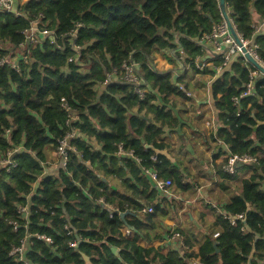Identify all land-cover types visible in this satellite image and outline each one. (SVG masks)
<instances>
[{
	"label": "trees",
	"instance_id": "trees-1",
	"mask_svg": "<svg viewBox=\"0 0 264 264\" xmlns=\"http://www.w3.org/2000/svg\"><path fill=\"white\" fill-rule=\"evenodd\" d=\"M225 7L264 61V31H256V22L264 20V0H225ZM222 20L219 0H25L0 11V59L16 56V67L0 64V159L12 152L16 163L0 168V264H191L194 257L203 264H264V75L253 77V94L240 97L254 70L241 56L214 79L211 95L221 125L217 134L229 152L258 158L257 164L243 165L250 173L226 212H243L245 219L232 224L212 207L218 236L204 234L197 253L181 254L175 246L163 253L162 246L138 241L162 238L157 228L168 214L154 204L153 212L139 216L146 206L140 195L153 194L145 193L150 181L143 168H154L176 188L184 186L177 166L154 149L168 148L164 128L179 125L176 102L188 97L179 89L182 76L160 71L154 56L165 54L195 73L216 72L220 57L202 69L195 59L203 54L201 36ZM33 24L51 30L54 42L39 37L25 45V31ZM125 62L135 64L140 86L147 89L144 98L119 78ZM75 128L65 166L57 175L45 173L51 150ZM119 144L134 156L118 154ZM220 165L221 185L237 179ZM19 205L27 206V218ZM124 226L133 234H123ZM172 232L183 234L191 247L183 229ZM22 240L26 249L19 261L9 251Z\"/></svg>",
	"mask_w": 264,
	"mask_h": 264
},
{
	"label": "crops",
	"instance_id": "crops-1",
	"mask_svg": "<svg viewBox=\"0 0 264 264\" xmlns=\"http://www.w3.org/2000/svg\"><path fill=\"white\" fill-rule=\"evenodd\" d=\"M24 1L13 0V9ZM256 24V31L263 32L264 20L258 21ZM236 57L234 56L231 61ZM203 59L206 61L207 67H212V62H207V60L213 59V57L205 53ZM231 61L225 67H229ZM154 62L160 71L170 70L176 76H182L186 83L185 88L192 94L191 97L176 102L175 112L180 113L179 125L174 130L165 127L162 134L168 144V148L163 150L169 153V157H166L177 166V170L183 176L184 186L176 188L172 183L171 187L166 190L153 188L152 180L143 173L150 181L147 180L149 187L145 193L150 194V191L153 190V194L152 197L140 195V203L143 205L159 204L160 208L168 209V214L161 217L157 228V230L163 231L166 236L163 235L162 238L153 240L140 237L138 241L144 246H162V252L167 253L169 246L178 247V245L176 244L177 239L171 238V235L167 237L166 232L171 234L175 228H181L188 234L192 244L190 248L188 247V251L197 253L198 241L202 239L203 235L211 234L212 236L215 233L213 226L215 214L211 208L217 206L223 210L222 212H230L232 206L230 198L234 190L236 191L240 187L241 179L247 177L250 171L243 166L244 164H240L234 173L237 179L226 185H221L222 178L218 172V166L230 152L217 134V129L221 125L211 95V84L225 68L221 70L216 68L214 73H195L188 66L183 68L178 65L179 63L175 67H171L172 63L162 53L155 54ZM184 83H182L183 86ZM90 143L96 147L100 146L93 138L90 139ZM54 154L50 155L53 156V159L48 162L45 173L57 175L61 168V161L59 157H54ZM132 181L135 182V180ZM137 187L140 191L144 189L141 184H138ZM147 213L150 212L141 210L138 214L144 216ZM177 249L181 254L183 253L180 247Z\"/></svg>",
	"mask_w": 264,
	"mask_h": 264
},
{
	"label": "built area",
	"instance_id": "built-area-1",
	"mask_svg": "<svg viewBox=\"0 0 264 264\" xmlns=\"http://www.w3.org/2000/svg\"><path fill=\"white\" fill-rule=\"evenodd\" d=\"M220 7V6H219ZM13 10V0H0V11H12ZM226 13L228 15V18H225L223 16V13L221 11V15L223 17V20L217 24H215L211 31L209 33H205L201 36V42L203 43V54L201 57H197L195 59V63L198 69H202L204 66H206V61H204L203 56L205 53H208L211 57H220L222 59L221 65L217 68V70L223 69L234 56H241L247 62L250 64L246 58L244 57V51L242 48L244 47L246 52H248L254 59H256L258 62L261 63V65L264 66V61L259 59V55L257 54V45L253 43L249 39L243 38V36L237 32L235 25L233 24L232 19L229 16V12L226 9ZM230 24L234 28V30L237 33V36L239 38V41L241 44H238L234 36L232 34ZM257 29V28H256ZM74 35V34H73ZM39 37L49 39L50 42H54L53 32L49 29H36V24H33V26L25 31V42L36 44L38 42ZM22 44L21 46H25ZM76 49H79V47H76ZM22 54V53H21ZM165 55V54H164ZM25 58V56H24ZM71 60V59H70ZM4 62H7L11 64L13 67H16V56L11 57L9 60L7 59H0V64H3ZM252 65V64H250ZM253 66V65H252ZM254 67V66H253ZM259 75V71L254 67V70L250 71V81L246 83L245 89L241 92L239 95L247 96L253 94L252 88H253V77ZM119 78L125 80L128 83H131L133 85L134 92L139 95L140 98H144L147 89L140 86V79L137 76L135 72V64L134 63H123L122 70L119 73ZM179 89L184 92V94L187 97H191L192 94L190 91H188L182 84H179ZM232 100L234 103H237L239 100L238 96L232 97ZM73 119H78L76 115L73 116ZM77 131V128L73 129L72 131L68 132L64 138H62L59 141V144L57 148L55 149V152L57 156L59 157L61 161V167H64L68 158V150L73 149V146L69 144L70 139L75 135V132ZM118 154H125L128 156L133 157V151L132 150H124L121 146V144L118 145ZM137 162H140V158H135ZM225 162L222 164V170L229 174H234L237 171V168L240 164H248V163H258V158L256 156H251L249 154H236V153H229L226 158ZM16 165L15 161L12 159V152H8V155L2 159H0V168L6 167L9 169V166ZM143 173L146 174L151 180L154 185V187L160 189V190H166L172 185V181L170 178H161L158 175V172L154 168H143ZM99 202L103 203V198L98 199ZM107 207L109 209H112L111 206ZM143 212H153V208L151 205H146L142 209ZM18 212L21 214L23 218H27L28 215V208L27 206H18ZM224 215L230 220L232 224L235 223L237 219H245V214L243 212L237 213L233 216H230L228 213L223 212ZM27 226V224H26ZM19 228V225L17 222H13V230L16 232ZM243 230H246V228L243 226ZM123 234L125 235H131L132 229L128 227H124L122 229ZM30 236V234H26L25 238ZM34 236L37 238L45 239L47 242H51V239L46 237L45 235H41L38 233H34ZM218 236V232H215L212 234L213 238H216ZM171 238L177 239V245L180 247L183 251V253L188 251V248L184 244L183 236L180 233L172 232ZM69 246L72 248H75L77 246L76 241H70ZM26 249L25 242L22 240L20 245L13 246L11 250L9 251V255L15 257L19 261L24 260V251ZM182 253V254H183ZM191 264H203L198 258H191Z\"/></svg>",
	"mask_w": 264,
	"mask_h": 264
},
{
	"label": "water",
	"instance_id": "water-1",
	"mask_svg": "<svg viewBox=\"0 0 264 264\" xmlns=\"http://www.w3.org/2000/svg\"><path fill=\"white\" fill-rule=\"evenodd\" d=\"M219 6H220V10H221L222 13H223V16H224L225 18H228V15H227V13H226L225 0H219ZM229 25H230V28H231V31H232V34H233V36H234L235 41H236L238 44H241V42L239 41V38H238V36H237V33H236V31L234 30V28L232 27V25L230 24V22H229ZM242 50L244 51V57L246 58V60H247L250 64H252V65H253V66L259 71V73H261V74L264 75V66L261 65V63L258 62L256 59H254V58H253L248 52H246V50H245L244 47L242 48ZM252 137H254V135H252ZM146 147H147V148H152L150 145H146ZM154 150H155V153H156V154H162V155H165V156L169 157V153H168L166 150H159V149H154ZM125 214H126L125 212H124V213H121L120 216H121L122 218H124ZM164 236H166V235L164 234ZM175 248L177 249L178 247H175ZM113 250H114L115 252L117 251L116 248H113ZM82 256H83V258L85 259V261L88 262V260H89L88 256H86L85 254H82Z\"/></svg>",
	"mask_w": 264,
	"mask_h": 264
},
{
	"label": "rangeland",
	"instance_id": "rangeland-1",
	"mask_svg": "<svg viewBox=\"0 0 264 264\" xmlns=\"http://www.w3.org/2000/svg\"><path fill=\"white\" fill-rule=\"evenodd\" d=\"M4 47L7 48V49L9 50L10 53L15 52V51H12V50H11L10 46H4ZM18 51H20V50H18ZM158 54H160V53H158ZM8 56L10 57L11 55L9 54ZM12 57H13V56H12ZM175 66H176V65H175L174 63L171 64V67H175ZM51 153H53V154L55 153V154H54V157H58L57 154H56V152H55V149H54V150H51L50 155H51ZM50 157H51V159H53V156H50ZM56 159H57V158H56Z\"/></svg>",
	"mask_w": 264,
	"mask_h": 264
}]
</instances>
